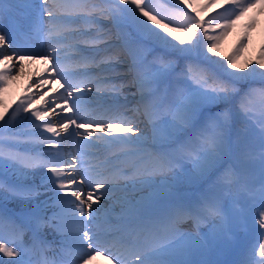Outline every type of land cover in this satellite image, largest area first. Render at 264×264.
<instances>
[{"label":"snow or ice","instance_id":"snow-or-ice-1","mask_svg":"<svg viewBox=\"0 0 264 264\" xmlns=\"http://www.w3.org/2000/svg\"><path fill=\"white\" fill-rule=\"evenodd\" d=\"M217 2L209 0L207 7ZM183 4L0 0V93L15 70L24 71L26 59H42L45 73L64 89L58 97L42 96L43 110H32V98L25 97L9 114L0 100L4 124L27 120L43 129L0 138V264H92L100 256L109 264H264V243L245 251L236 233L247 227V204L257 192L264 209V87H251L257 78L264 84V45L250 70L228 71L236 68L255 20L224 62L203 67L207 61L199 59L213 53L249 11L264 12V0H225L231 10L206 20ZM105 20L118 32L131 29L118 36V48L106 39L111 29L102 27ZM173 24L184 40L170 39ZM34 37L38 49L30 46ZM182 60L196 63L181 68ZM119 65L126 67L119 71ZM84 93L96 97L92 118L78 115ZM237 98L238 106L230 107ZM28 112L30 117L21 115ZM69 138L75 153L65 151ZM101 148L108 154L92 151ZM254 169L258 188L249 182ZM185 182L198 187L188 194ZM253 219L264 229V210ZM189 222L197 229L207 222L209 230L183 231ZM233 255L239 258H227Z\"/></svg>","mask_w":264,"mask_h":264},{"label":"bare ground","instance_id":"bare-ground-1","mask_svg":"<svg viewBox=\"0 0 264 264\" xmlns=\"http://www.w3.org/2000/svg\"><path fill=\"white\" fill-rule=\"evenodd\" d=\"M258 21L257 23H255V27L251 30L250 34H249V39H248V44L247 47L243 49L242 52V58L243 60L246 61H251L252 63L249 65V69H244L243 65L241 64L239 65L238 63H236V67L240 68L238 70V72L242 73L244 71H248L250 70L251 67L255 66V60L256 58L254 55V51H255V46L258 42L259 39V33H260V23L261 21L264 19V12L258 11ZM4 25L5 27H8L9 25V21L7 18L4 19ZM182 34L179 32L178 35L176 37H179L180 40H184V38H182L181 36ZM236 37V32L235 30H230L227 34V36H225L222 40V42L219 44V48H214L213 53H209L206 56L204 55L205 58H214L213 60H220L223 59V56L225 55V53L227 52V50L230 48L231 44L233 43V41L235 40ZM175 35L174 33L172 34V37H170V39L174 40ZM176 43H178V41H174ZM215 53H219V55H215ZM104 54V53H100ZM99 57V56H98ZM244 62V63H245ZM3 66L0 65V68H2ZM27 67H29L28 65L24 64V71L22 73L18 72V69L15 70L16 72V78L11 80L8 84V87L6 89L5 92L1 93L2 97H4V100H2L7 106H8V112L10 113L11 111L9 109L14 108L15 104H19V102L24 99L25 97H31L32 98V102H31V109L35 110V109H45L48 106L45 105L44 101H42L43 99H40V97L38 96L39 94H41L43 92V89L40 90L39 92H37L38 90L34 89L36 86H39L42 82L38 83V78L40 77H33L32 73L26 69ZM234 69H228L229 72H232ZM44 80H46L44 78ZM33 93H37V95H33ZM46 97H44L45 99ZM92 99H94V101H96V97H93ZM14 104V106H13ZM85 105H87L88 107H84L81 109H84L85 112L87 111H92V109L96 106V103L91 102H85ZM83 106L82 104H80V107ZM0 111H3V109H0ZM13 111V110H12ZM31 114V113H30ZM29 114V115H30ZM88 114V113H86ZM88 118H92L90 116H88ZM47 119V118H46ZM51 119L53 121L56 120V118L54 117V115L51 117ZM39 122V121H37ZM79 122V121H78ZM22 121L21 120H17L15 126H11L10 128L12 129V131H19V127L21 125ZM141 127H143L144 125H140ZM35 131H43V129H34ZM50 135V134H47ZM102 135V134H101ZM64 145H65V151H71L73 153H75V147H71L69 148V145H71L73 142L71 140V138L64 140L63 141ZM102 157V156H101ZM188 163L185 162V167L187 168ZM39 180V177H37V181ZM49 195H51V192H49ZM39 199L43 200L44 198L40 197ZM95 207V205H94ZM115 211L118 213L119 209H115ZM47 214H51V211H49ZM104 215V214H103ZM47 231V230H46ZM92 264H108L106 262L105 259H101V258H96L95 260L92 261Z\"/></svg>","mask_w":264,"mask_h":264},{"label":"rangeland","instance_id":"rangeland-1","mask_svg":"<svg viewBox=\"0 0 264 264\" xmlns=\"http://www.w3.org/2000/svg\"><path fill=\"white\" fill-rule=\"evenodd\" d=\"M154 1H159V3H161V0H154ZM152 3H153V1H152ZM208 3H209V0H192V7H188L187 6L188 5V0H184V4L182 5V7H184L185 10H189V9L195 8L196 9V12H194L193 14L196 15L197 13H199L198 18L201 19V20H206V19H209L211 17H207L206 18L205 16L207 14L203 16L201 11L204 10V8H207V4ZM222 5L224 7H222ZM154 6H159V4L154 3ZM212 6H213V10H212L213 12L215 10H217L216 14L217 13H224L225 12V9H228L229 11L231 10L230 6L228 4H225V0H218V2L215 3V4H213ZM258 11H260V10L259 9H253V10L249 11V13L247 15L243 16L240 20L236 21L235 25L232 28L236 32L235 40L233 41V43L231 44L230 48L227 50V52L223 56V59H220L221 62H224L225 59H226V57L229 56V55H231L235 51V48L238 46L239 41L243 38V33L246 31V25L250 21V19H254L255 22L257 23V21L259 20L258 19ZM216 14H215V16H216ZM144 19H146V18H144ZM177 19L180 20L182 18H177ZM259 27H260V33H259L258 42H257L256 46L254 47L255 48V51H254L255 57L254 58H257L258 57L259 52H260V49H261V46L264 45V19L261 21ZM169 31H171L172 34L174 33L175 37L180 32L182 34L181 35L182 38L185 39V33L183 31L178 30L176 28V25L175 24L170 25ZM210 34H212L211 33V30H210ZM198 37H202V33L200 31H198ZM207 44H208V41L207 40H203L202 41V43L200 45V49H201V52L202 53L203 52H206V45ZM219 44H218V46L216 48H219ZM149 47H151V45H149ZM242 52H243V49L241 50V53H240L239 58L235 61L239 65L244 64V62H245L243 60V58H242V55H241ZM157 54H162V53L159 52V49L157 50ZM196 55H197L196 53H193V56H196ZM170 58L172 59V57H170ZM199 58L201 60L207 61V63L201 65L203 67H207L208 64L211 63V61H216V60H213L214 58H212L209 61L208 58H205L204 57V55H200ZM190 62L192 63V62H196V61L193 60V61H190ZM179 64H180V67L183 68L187 64H190V63H189V61L182 60V61L179 62ZM239 69L240 68H237L236 67L233 71H237L238 72ZM221 71H223V69H221ZM256 82H259V78H257V81ZM255 88H258V87H255ZM0 99L4 100V97H2L1 93H0ZM238 103H239V101L238 102L236 101L233 105H230V107H237L238 106ZM5 119H7V116L5 117ZM21 124H23V123H21ZM0 125H3V129L0 130V134H1L0 135V138L8 139L12 135V133L9 132V131H11V128H9L8 125L4 124V121H0ZM21 132H25V130L24 131L22 130ZM251 148H252L253 151L258 150V144L252 145ZM187 168H191V164H189ZM257 172H258V169H254V173L253 174L256 175ZM187 183L188 182H185L183 185H185ZM188 184H197V183L191 182V183H188ZM8 203H9L10 206H12V204H14L16 206L18 202L17 201L10 200V201H8ZM261 210H264V209H261ZM250 224H251V232H252L251 234H257V235H259L257 237V239L255 240V245L258 242L259 243H264V235H261V233H264V229H260L259 227H258V229H254V227L256 225H258V223H256L255 220L252 223H250ZM208 230H209V225H206V227L202 228L198 233L199 234H203V233L208 232ZM240 235H242V236L245 235L244 234V231H241V234ZM251 246H252V244H251ZM241 248L242 249L244 248V243H242ZM257 252H258V248H257ZM234 256L237 259L239 258L238 255H234Z\"/></svg>","mask_w":264,"mask_h":264}]
</instances>
